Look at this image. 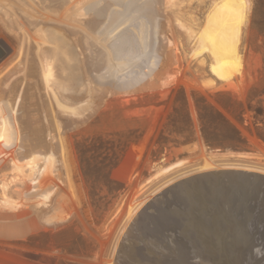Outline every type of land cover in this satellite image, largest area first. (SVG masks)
<instances>
[{
  "label": "rangeland",
  "instance_id": "obj_1",
  "mask_svg": "<svg viewBox=\"0 0 264 264\" xmlns=\"http://www.w3.org/2000/svg\"><path fill=\"white\" fill-rule=\"evenodd\" d=\"M211 1L174 0L171 4H160L155 0H131V6L150 7L159 14L156 26L163 28L160 49L152 58V64L145 65L153 70L154 77L146 76L144 83L137 87L134 86L137 77H130L126 83L130 88V94H124L121 88L116 89L112 95L104 89L101 90L102 93H97L95 97L93 110H90L86 117L78 119L75 123L68 120L63 124L62 135L67 141L66 162L73 183L72 191L65 184V169L60 164V158L52 152L56 150L57 142L56 137L52 138L55 130H52L53 126L50 124L48 97L37 75L39 67L34 60L29 59L28 66L35 72L28 81L22 80L26 63L24 64L23 59H18V53L15 54L20 47L22 36L0 13V128L2 129L0 135L5 132V138L0 143V162L7 161L11 144L16 142L15 138L19 141V133L13 124V119L19 93L25 89L26 96L23 95L20 103L24 110L23 119H26L28 126L35 131L30 134L24 127L26 124L19 123L20 130L26 131L25 137L20 139L22 150L36 153L34 165L39 169L40 175L45 162L53 156L56 160L54 172L57 171L60 175V178L48 175V178H53L58 191L53 199L43 206L28 204L19 211L0 208V264L3 260L16 261L18 264H113L116 246L121 239L124 241L125 252L120 253V258L124 261L135 259L137 253L143 252L142 238L148 240L146 249L159 251L161 242H156L158 233L160 230L166 231L164 226L170 225L169 222L164 223L163 219L169 220L164 212L175 216V213H171L175 210V203L172 201H176L183 214L190 219L196 218L197 209L201 207V199L209 201L210 205L215 204L210 219L212 231L209 230L210 228L207 230L212 238L217 239L218 235L224 234L226 223L228 227L234 229L235 223L239 220L237 214L241 202L229 201L230 191L223 187L222 183L218 182L213 185L212 191L208 189L201 194L200 182L196 180L197 178L190 179L197 173L196 169L200 167L208 151H216V148H220L218 151L231 149L209 147L205 144L199 130L197 111L191 93L196 91L203 95L237 126L247 139V143L237 150L257 153L250 158L224 157L221 153H217L214 162L240 165L250 169L264 167V139L259 136L260 131L264 132V115L256 118L254 112L247 108L249 88L261 84L264 79V38L252 28L255 0H248L251 10L243 27L241 61L238 68L240 73L230 81L218 80L215 85L210 86L207 83V79L212 76L209 70V55L198 52V49L196 51L195 39L188 37L179 21L193 29H198L204 24ZM246 4L247 0H241L242 10L245 9ZM153 12L148 13L153 15ZM168 39H171L172 46H169ZM14 66L16 71L13 74ZM15 78L19 82L16 97L7 92L8 85ZM180 88L185 90L188 97L189 111L196 128V139L187 143V146L169 141L162 147L155 142L162 129L171 139L176 137V134H170L166 123ZM220 93L224 95L221 96ZM227 97L243 103L245 110L242 117L231 113L220 104V99L224 100ZM253 104L259 105L256 100ZM262 105L264 106V101ZM129 129H138L142 135L136 143L130 145L122 164L114 172L116 177L125 178V188L111 200L108 207L98 209L87 195L74 143L89 135H107L116 131L126 133ZM180 158H186L185 166L162 178L145 183V179L158 167ZM177 179L183 181L184 185L182 189L174 190L168 184ZM165 186L170 191L169 196H162L159 200L168 202L152 207V196ZM60 192L66 197L65 200H60L65 218L50 219L48 215L52 212L55 198ZM102 193L105 194L106 191ZM217 200L223 202L218 205ZM141 206H145L143 211L153 215L156 220L151 218L152 222L147 225L137 224L139 230L136 231L130 227V221L136 212L142 210ZM131 212H133L132 216ZM146 220L150 219L146 217ZM169 233H172L171 238L176 237L178 242H183L181 231L175 230ZM238 236L239 232L232 240H237ZM244 236L252 244L255 243L254 237L250 234ZM182 246L185 247L182 249L183 253L190 250L187 245L182 244ZM132 249H137L139 252L137 250L134 252ZM25 253H33L35 258L30 260ZM145 253L143 252L144 255ZM158 256H163V250H160Z\"/></svg>",
  "mask_w": 264,
  "mask_h": 264
},
{
  "label": "bare ground",
  "instance_id": "obj_2",
  "mask_svg": "<svg viewBox=\"0 0 264 264\" xmlns=\"http://www.w3.org/2000/svg\"><path fill=\"white\" fill-rule=\"evenodd\" d=\"M155 1L171 4L174 0ZM130 3L131 0H0V13L22 36L20 47L15 51L18 59H23L24 64L26 63L22 80L28 81L35 72L28 66L29 59L34 60L39 67L36 73L48 97L50 124L53 126L52 130H55L52 138L56 137L57 142L56 150L52 152L60 158V164L65 169V184L71 191L73 183L66 162L67 141L62 135L63 124L68 120L75 123L86 117L93 110L95 97L101 90L112 95L116 89L121 88L124 94H130V88L126 86L130 77H137L135 87L143 84L146 76L154 77L153 70L145 65L152 64V58L160 49L163 28L156 26L159 14L150 7L131 6ZM249 3L247 0L245 9L242 10L241 0H212L204 24L198 29L179 21L188 37L195 39L196 51L198 49V52L209 55L212 76L207 79V83L210 86L215 85L218 80L230 81L240 73L238 68L243 27L251 10ZM167 41L172 46L171 39ZM12 70L14 74L15 66ZM18 84L15 78L8 85L7 92L16 97ZM119 90L117 91L120 92ZM24 93L25 89L19 93L13 119L19 141L15 138L16 142L11 144L7 161L0 162V208L13 211H19L28 204L41 207L50 202L58 188L48 175L60 178L59 173L54 172L56 160L53 156L45 162L40 175L39 169L34 165L36 153L22 150L20 139L25 137L26 131L20 130L19 123L26 124L24 127L30 134L35 131L23 119L24 110L20 103ZM13 104L14 100L11 110ZM4 138L5 132L0 135V143ZM215 150L208 151V155L203 157L200 167L196 169L197 173L190 179L197 178L200 182L201 194L208 189L212 191L213 185L218 182L222 183L230 191L229 201L241 202L237 214L239 220L234 229L226 223L224 234L218 235L217 239L212 238L207 230L210 228L212 231L210 219L215 204L210 205L209 201L201 199V207L196 212L198 217L190 219L183 214L176 201H172L175 203V210L171 213H175V216L164 212L169 218L163 219L164 223L169 222L170 225L164 226L166 231L160 230L156 241L161 242L159 248L163 250V256H158L160 250L146 249L148 240L142 238L141 248H144L145 255L143 252L137 253L135 259L124 261L120 258V253L125 252L124 241L121 239L116 246L113 264H215L216 261L217 264H264V167L250 169L240 165L216 164L214 160L217 153L236 158H250L257 153ZM185 164L186 158L164 164L147 177L145 183L162 178ZM180 179L172 181L168 186L174 190L182 189L184 184ZM168 192L170 191L165 186L154 194L151 198L152 207L168 202L159 200L162 196H169ZM61 193L55 198V206L48 215L50 219L65 218L60 202L66 197ZM222 202L217 200L218 205ZM144 208L145 206H141L142 210H137L130 221L133 230H139L137 224L147 225L156 220L153 215L143 211ZM146 217L150 220H146ZM175 230L182 232L183 242L170 237L172 233L169 232ZM237 232L238 239L232 240ZM247 234L254 237V244L245 238L244 235ZM182 244L187 245L190 250L183 253L182 249L185 247ZM136 250L132 249L134 252Z\"/></svg>",
  "mask_w": 264,
  "mask_h": 264
},
{
  "label": "trees",
  "instance_id": "obj_3",
  "mask_svg": "<svg viewBox=\"0 0 264 264\" xmlns=\"http://www.w3.org/2000/svg\"><path fill=\"white\" fill-rule=\"evenodd\" d=\"M252 28H255L264 38V0H255ZM220 95L224 94L220 93ZM191 96L197 111L201 137L206 145L237 150L247 143V139L237 126L221 110L196 91H192ZM255 100L259 105L253 104ZM263 101L264 79L261 84L251 86L247 93V108L254 112L256 118L264 115ZM219 102L231 113L242 117L245 110L242 102L230 97L220 99ZM166 127L170 134H176V137L171 139L162 129L155 140L162 147L169 141L176 144H187L196 139L195 124L189 111L188 97L183 88L179 89L175 97ZM141 135L138 129H129L126 133L116 131L107 135L94 134L75 141L74 150L79 170L87 189V195L94 207L98 209L108 207L111 200L125 188V178L116 177L114 172L122 164L130 145L136 143ZM259 136L264 139V132L260 131ZM104 190L105 194L102 193ZM25 254L30 260L35 258L33 253ZM1 264L18 263L3 260Z\"/></svg>",
  "mask_w": 264,
  "mask_h": 264
},
{
  "label": "water",
  "instance_id": "obj_4",
  "mask_svg": "<svg viewBox=\"0 0 264 264\" xmlns=\"http://www.w3.org/2000/svg\"><path fill=\"white\" fill-rule=\"evenodd\" d=\"M217 149H220V148H217ZM213 250H214V248H213ZM218 262L216 261V263L215 264H217ZM202 264V263H201ZM214 264V263H213Z\"/></svg>",
  "mask_w": 264,
  "mask_h": 264
}]
</instances>
